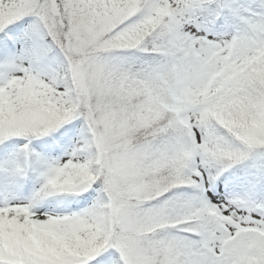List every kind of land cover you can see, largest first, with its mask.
I'll return each mask as SVG.
<instances>
[{
    "label": "snow or ice",
    "instance_id": "obj_1",
    "mask_svg": "<svg viewBox=\"0 0 264 264\" xmlns=\"http://www.w3.org/2000/svg\"><path fill=\"white\" fill-rule=\"evenodd\" d=\"M0 264H264V0H0Z\"/></svg>",
    "mask_w": 264,
    "mask_h": 264
}]
</instances>
